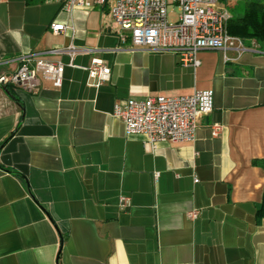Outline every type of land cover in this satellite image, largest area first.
I'll use <instances>...</instances> for the list:
<instances>
[{
    "label": "crops",
    "instance_id": "obj_1",
    "mask_svg": "<svg viewBox=\"0 0 264 264\" xmlns=\"http://www.w3.org/2000/svg\"><path fill=\"white\" fill-rule=\"evenodd\" d=\"M119 33L111 3L0 0V74L29 53L65 64L61 87L0 84V264H264V42L201 49L194 67ZM94 57L112 69L100 87ZM195 90L214 109L190 143L153 150L113 113Z\"/></svg>",
    "mask_w": 264,
    "mask_h": 264
},
{
    "label": "built area",
    "instance_id": "obj_2",
    "mask_svg": "<svg viewBox=\"0 0 264 264\" xmlns=\"http://www.w3.org/2000/svg\"><path fill=\"white\" fill-rule=\"evenodd\" d=\"M222 0H66V8L76 5L103 6L111 3V14L120 29V39L129 48L174 51L182 65L197 67L201 64L197 53L201 49L235 47L247 50L241 37L228 31L232 13ZM176 5L179 13L175 21H169L168 8ZM53 33L72 28L64 23L53 22ZM71 56L76 53L69 47ZM65 64L46 59L36 53L22 55L19 66L12 73L0 74V84L24 87L33 91L38 88L39 76L51 80L55 87L63 84ZM91 85L100 87L110 81L111 66L102 58L94 57L87 67ZM214 109L211 90H195L184 95L159 94L146 98L130 97L124 103H116L114 115L125 124L128 134H143L147 145L155 150L161 142L190 143L196 138L198 120ZM223 126L211 127L214 136L220 135ZM128 197L120 198L124 207ZM197 217V213L192 214Z\"/></svg>",
    "mask_w": 264,
    "mask_h": 264
},
{
    "label": "trees",
    "instance_id": "obj_3",
    "mask_svg": "<svg viewBox=\"0 0 264 264\" xmlns=\"http://www.w3.org/2000/svg\"><path fill=\"white\" fill-rule=\"evenodd\" d=\"M230 3L229 33L245 40L264 42V0H234Z\"/></svg>",
    "mask_w": 264,
    "mask_h": 264
},
{
    "label": "rangeland",
    "instance_id": "obj_4",
    "mask_svg": "<svg viewBox=\"0 0 264 264\" xmlns=\"http://www.w3.org/2000/svg\"><path fill=\"white\" fill-rule=\"evenodd\" d=\"M232 1H234V0H222L220 2V5L226 6L231 12V9H230L231 3L230 2H232ZM178 13H179V8H177L176 5L170 6L168 8V19H169V21H175L177 19Z\"/></svg>",
    "mask_w": 264,
    "mask_h": 264
}]
</instances>
